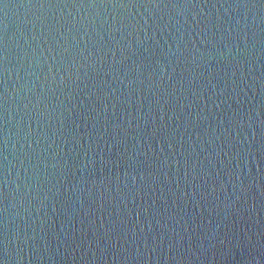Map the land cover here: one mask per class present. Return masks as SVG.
<instances>
[{
    "label": "water",
    "instance_id": "water-1",
    "mask_svg": "<svg viewBox=\"0 0 264 264\" xmlns=\"http://www.w3.org/2000/svg\"><path fill=\"white\" fill-rule=\"evenodd\" d=\"M0 264H264V0H0Z\"/></svg>",
    "mask_w": 264,
    "mask_h": 264
}]
</instances>
